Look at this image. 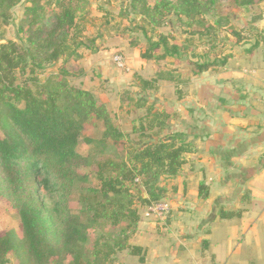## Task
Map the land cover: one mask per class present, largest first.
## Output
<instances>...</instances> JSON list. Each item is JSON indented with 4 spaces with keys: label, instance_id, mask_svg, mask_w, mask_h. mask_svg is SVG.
<instances>
[{
    "label": "trees",
    "instance_id": "1",
    "mask_svg": "<svg viewBox=\"0 0 264 264\" xmlns=\"http://www.w3.org/2000/svg\"><path fill=\"white\" fill-rule=\"evenodd\" d=\"M73 1L80 0L55 1L58 10L54 11L48 8L51 0H0V28L9 24L11 10L21 2L26 3L27 26L25 30L20 28L25 35L23 45L12 40L0 43V199L8 202L19 220V231L0 235V264L8 263V254L18 264L53 261L112 264L113 256L124 250L143 263L141 249L129 246L127 233L136 229L141 213L150 202L162 200L164 189L158 186L160 179L175 178L187 152L185 144L176 145L179 136H162L170 112L147 106L133 121L134 137L126 160L108 158L94 164L98 186L86 190L79 198L80 209L74 213L70 198L76 193L75 183L87 177L78 171L88 165V159L76 151L81 134L100 127L102 143L110 142L115 147L125 143L126 135L113 123L104 104L88 91L69 83L83 73L81 68H76L82 56L78 50L94 54L103 44L100 33L95 38L83 35L84 18L77 20V12L82 8ZM220 1L223 0H153L150 4L148 0H130L128 8L153 31L165 24L166 16H172L178 26L203 28L208 33L226 25L224 18H218L213 25L203 20L213 14ZM229 1L243 10L253 9L257 2ZM258 19L260 16H254L252 22ZM139 29L148 40L145 49L137 50L136 42L132 43L139 59L170 58L180 63L181 55L190 51L188 45L174 39L170 43L161 34L157 42L151 43L146 29L142 26ZM198 32L195 30L193 34ZM233 35L238 36L234 32ZM123 36L117 34L118 38L124 39ZM160 49L162 52L157 54ZM222 51L206 52L202 62L187 60L189 67L177 74L156 72L149 80L141 81L142 89L157 91L160 84L167 83L179 96L176 85L183 83L181 75H199L222 67L230 56ZM120 100L123 102L127 97L121 96ZM145 100L144 94L139 96L135 108H143ZM135 188L140 192L138 206L133 205L131 198ZM205 189L203 184L199 185L203 200L207 198ZM143 193L146 198L142 197ZM235 215L220 211L219 218ZM121 223L126 225L122 236L111 241L97 238L89 245L90 231L116 228ZM201 245L206 246V242Z\"/></svg>",
    "mask_w": 264,
    "mask_h": 264
},
{
    "label": "crops",
    "instance_id": "2",
    "mask_svg": "<svg viewBox=\"0 0 264 264\" xmlns=\"http://www.w3.org/2000/svg\"><path fill=\"white\" fill-rule=\"evenodd\" d=\"M241 43L240 52L229 48L222 67L182 74L179 96L170 84L155 91L158 111L170 112L162 136H179L176 145L185 144L187 152L177 176L158 183L171 207L168 224L146 223L140 216L134 235L144 262L130 256L132 263L264 264V46ZM95 73L102 83L117 79L116 70L100 62ZM133 125L125 134L129 139ZM220 211L236 215L220 219Z\"/></svg>",
    "mask_w": 264,
    "mask_h": 264
},
{
    "label": "rangeland",
    "instance_id": "3",
    "mask_svg": "<svg viewBox=\"0 0 264 264\" xmlns=\"http://www.w3.org/2000/svg\"><path fill=\"white\" fill-rule=\"evenodd\" d=\"M48 8L57 11L55 1L51 0ZM130 0H80L73 1L74 4H78L82 10L77 12V20L84 18V31L83 35L88 38H95L99 33V36L103 39V44L97 48V52L89 54L88 51L79 49L78 52L82 54L78 63L80 67H76L78 70L81 68L84 72V77L72 78L69 80L71 85H76L88 91L93 95L99 103L104 104L109 111V114L116 126H120L125 134L129 130V123L134 121L139 114H142V110L147 106H153L154 109L159 110L160 101L157 96V92L154 90L143 91L141 81L149 80L156 72H172L177 74L178 71L186 70L189 66L186 61H199L204 60L206 52H212L214 54L219 49H222L225 55L229 54L230 47L232 52H240L236 48L235 42L245 45L253 41L262 43L264 46V0H257L255 6L251 10H243L235 7L229 0L220 1L214 8L212 15H207L203 20L208 25H213L218 18L226 19V25L224 28L216 29V31L205 32L203 28L193 27L186 28L178 26L176 20L172 16H166L165 24L158 27L153 31L151 26H146V23L140 16L132 15L128 8ZM86 2V3H85ZM88 2V4H87ZM150 4H153V0H148ZM26 3L21 2L11 10V20L5 27L0 28V43H4L8 40L15 41L17 44L23 45L25 42V35L20 28L26 29V23L24 22V9ZM254 16H260L255 22H252ZM146 29L147 38L151 43L159 40L158 34L168 37L169 42L172 43L173 39L179 44L188 45L189 52L181 55L180 63H175L173 59L168 58L164 61H147L139 59L137 52H134L132 43L136 42L135 48L138 47L145 49L147 46V39L143 35L142 29ZM216 27V26H214ZM195 30L199 32L193 34ZM233 32L238 36H234ZM191 33L193 35H191ZM117 34H124L123 38H118ZM116 39H121L120 43ZM96 40V44L98 42ZM119 43L117 46H111L110 43ZM110 46V47H109ZM214 47L216 48L215 50ZM209 48V50H208ZM160 49L157 54H160ZM120 53L124 57L128 71H120L115 68L112 63V55ZM91 55V56H90ZM238 55V53H236ZM90 58V59H89ZM100 59V61H92V59ZM72 60H69L71 63ZM102 63L106 66H112L116 70L117 79H113L111 82L106 80V83L100 82L96 78L95 69ZM68 63V62H67ZM62 62L58 63L61 66ZM76 69V70H77ZM75 70V69H74ZM88 72V75H87ZM185 72V71H184ZM86 77V78H85ZM164 84V86H163ZM162 89H165L168 84L163 83ZM193 87H188V92ZM146 97L144 107L141 109L135 108V101L139 96ZM121 96H126L127 100L121 102ZM131 108V109H129ZM129 111L131 113H129ZM101 126V125H99ZM102 129L97 127L95 129H87L81 134L80 143L76 147V151L81 156L88 159V165L80 168L78 171L80 174H86V178L83 181L75 183L76 193L70 198V206L74 213H76L80 207V197L86 194L88 188H96L98 182L95 179L93 173V166L96 162L104 159L111 158L116 161L126 160V152L132 148L131 140L125 137V143L118 144V147L111 145L110 142L102 143ZM128 136V135H127ZM87 140V141H86ZM114 146V147H113ZM161 180V179H160ZM140 192L137 188L132 190V201L134 206L139 205L138 197ZM46 204V201H43ZM169 203V201L167 200ZM141 216V215H140ZM168 217V216H167ZM164 221L144 220L146 223L162 224L165 227L168 223V219ZM126 227L125 223H121L116 228H97L93 232H89V245L97 238L105 237V240L111 241L118 236H122V230ZM157 225L155 228H158ZM160 228V227H159ZM10 230L19 231V220L16 213L10 207L8 202L4 199H0V235ZM136 229L127 231L128 244L130 247H136L139 238L135 234ZM156 230V229H155ZM110 233V234H109ZM107 238V239H106ZM109 238V239H108ZM88 245V247H89ZM131 255L129 251L124 250L113 256L112 264H137L132 263ZM7 264H18L17 260L12 254H8ZM49 264H69L67 262H50ZM254 264H256L254 262Z\"/></svg>",
    "mask_w": 264,
    "mask_h": 264
},
{
    "label": "built area",
    "instance_id": "4",
    "mask_svg": "<svg viewBox=\"0 0 264 264\" xmlns=\"http://www.w3.org/2000/svg\"><path fill=\"white\" fill-rule=\"evenodd\" d=\"M111 60L117 70L120 71L129 70L128 67L126 66L122 54L120 53L113 54ZM170 211H171L170 204L165 200H159L155 202H150L141 213V217L146 220H154L161 222L166 219Z\"/></svg>",
    "mask_w": 264,
    "mask_h": 264
}]
</instances>
